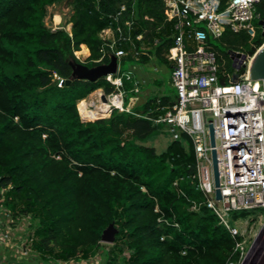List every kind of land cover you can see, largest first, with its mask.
<instances>
[{
	"label": "trees",
	"instance_id": "obj_1",
	"mask_svg": "<svg viewBox=\"0 0 264 264\" xmlns=\"http://www.w3.org/2000/svg\"><path fill=\"white\" fill-rule=\"evenodd\" d=\"M61 2L72 9L69 32L51 30L43 21L47 6ZM121 5L125 11L116 23L111 16ZM255 11L264 20V0ZM117 24L131 38L116 44L127 52L123 58L142 65L150 55L167 61L174 30L163 0H0L2 206L12 217L30 218L31 247L45 262L89 258L109 225L115 234L103 251L104 264L237 262L235 239L202 203L190 138L180 133L161 152L144 144L156 136L160 123L150 117L168 97L147 99L130 112L83 116L80 103L88 94L115 89L104 77L71 78L72 65L107 63V53L96 61L107 49L99 34ZM252 38L253 53L264 41L261 35L226 28L218 39L235 49ZM211 40L219 59L222 51ZM85 46L89 55L80 61L74 53L86 55ZM54 73L70 81L59 87ZM193 202L197 209H191ZM249 211L232 212L231 222Z\"/></svg>",
	"mask_w": 264,
	"mask_h": 264
},
{
	"label": "built area",
	"instance_id": "obj_2",
	"mask_svg": "<svg viewBox=\"0 0 264 264\" xmlns=\"http://www.w3.org/2000/svg\"><path fill=\"white\" fill-rule=\"evenodd\" d=\"M259 1L226 0L222 4L221 0H163L166 19L173 22L174 30L173 43L164 56L171 63L170 84L175 89V99L156 107L157 114L150 118L156 124L168 125L172 139L178 138L180 133L190 138L195 156L193 178L203 195L202 203L235 239L234 252L238 253V261L229 264H246L255 255L259 239H264V89L261 80L253 79L250 73L254 55L264 41L253 53L240 48L228 49L233 71L224 73L209 40L220 38L226 28L233 32L245 30L255 36L252 20L258 17L255 5ZM124 11L125 5H121L112 19L118 23ZM130 24V20L124 22L126 30ZM259 25L264 38V24ZM49 28L65 30L63 26ZM99 35L107 49L102 50V56L96 61L100 62L106 53L117 60L116 71L104 76L115 89L105 95L106 112L112 109L130 112L132 107L128 108V102L124 104V83L132 82L130 92H138V81L133 78V71L120 69L127 52L116 48V44L131 38L128 33L124 34L119 24L104 28ZM140 38L141 35H137V39ZM53 76L57 86H62L65 79L56 73ZM229 77L231 82L226 83ZM102 93L101 90L96 103L103 102ZM135 98L130 96L128 101ZM113 99L118 103L114 104ZM212 150L217 159L219 199L215 197ZM4 191L0 188L1 203ZM197 208L198 203L193 202L191 209ZM238 210L258 213L259 227L251 235L245 236L246 232L236 226V220L231 222L230 214ZM0 236L2 239L9 237L7 232ZM31 241V236L27 235L22 244L31 245ZM21 251L27 254L29 250Z\"/></svg>",
	"mask_w": 264,
	"mask_h": 264
},
{
	"label": "rangeland",
	"instance_id": "obj_3",
	"mask_svg": "<svg viewBox=\"0 0 264 264\" xmlns=\"http://www.w3.org/2000/svg\"><path fill=\"white\" fill-rule=\"evenodd\" d=\"M71 13H72L71 7L65 5L63 2L49 5L47 6L46 15L43 19L44 24L51 28H56L57 26H63L65 30L70 31L71 24L68 22V19ZM258 22L259 20L257 19V17H255L252 20V25L253 28L255 29L256 36L261 35V30H260L261 26L259 25ZM108 36L110 35L108 34ZM219 40L220 39H212L211 42L222 51L220 53L221 57L218 59L220 69L224 71V73L225 72L232 73L233 69L231 67V58L230 56L227 55V50L229 48L225 44L221 43ZM253 41L254 38L248 40L244 46L240 47V49L247 52L251 48ZM141 49L146 50V47L141 46ZM235 49H238V47ZM80 50L81 49H79L78 51ZM76 53L77 52L75 51L74 54L78 56L80 61H84V59L87 57V56L86 57L83 56V54H76ZM154 67L157 70H155ZM120 69L123 71L126 70L133 71V76H134L133 78L138 81V92H130V88L133 87V84L132 82L125 81L124 90L126 91V94L124 96V104L126 103V99L128 96H132V95L136 96V98L134 99L133 103L130 106L129 104H127L129 109H131V107L133 108L134 106L138 107L142 105L147 99L159 98L161 96H166L169 98V100L175 99V89L170 84L171 63L168 60L166 62H163L155 58L153 55H150L149 62L146 63L145 65H142L140 62L137 61L135 57H133L130 60L123 58L122 62H120ZM139 73H142L144 76L141 77ZM71 78L74 77L71 76ZM230 82L231 80L229 77L226 83H230ZM95 92L96 91H93L90 94H88L80 103L82 114L86 118L91 116H97L103 113H107V115H105L104 117L109 115V112H106L108 106L106 108H97L95 106L93 108H90V106H92L91 95ZM96 102H98V99L96 100ZM112 102L114 104L118 103L116 99H113ZM129 102L130 99L128 103ZM85 121H92V120H85ZM176 130L179 131L178 129ZM171 139L172 137L168 129V125L160 123L157 126L156 136L152 140L147 141L144 144L148 146H153L157 152H161L162 150L165 149V147L167 146L168 142ZM0 204H1L0 208L4 209L1 202ZM249 212L250 213L246 218L244 219L239 218L236 220L235 223L236 226H238L242 232L244 231L246 232L245 236L251 235L253 232H255L258 229L260 223L259 217L256 216L258 214L256 210H251ZM30 222H31L30 218L28 216H24V219L20 223V226L22 228V231H20V233L22 235L28 234V236H31V229L29 228ZM19 238L20 236L16 237V239ZM101 244H102L101 248L96 249L89 258L84 260H72L67 263L55 262V261L45 262L38 256L36 252L32 250H29L26 256L28 257L29 261L32 264H104L106 261L103 251L109 249L112 243L101 241ZM258 244L259 245L257 246L254 252L255 255L257 254L258 255L257 256L254 255L255 257L251 256V258L247 261L246 264H264V239L260 238ZM20 245L23 247V249L30 247L29 243L27 244L21 243ZM124 254L127 255V252H125ZM10 255L13 256L14 262L17 260L19 262V258H17L18 254H16L13 251V253L11 252ZM4 256L3 258L1 257L0 264H12V263H8L7 260H4ZM6 257L7 256H5V258Z\"/></svg>",
	"mask_w": 264,
	"mask_h": 264
},
{
	"label": "water",
	"instance_id": "obj_4",
	"mask_svg": "<svg viewBox=\"0 0 264 264\" xmlns=\"http://www.w3.org/2000/svg\"><path fill=\"white\" fill-rule=\"evenodd\" d=\"M259 23L264 24V20H261ZM262 35L264 36V33H262ZM230 53L232 52L230 51ZM116 63H117L116 57L114 55H111L107 63H101L92 67L86 66L83 62L73 64L72 76L77 79L94 81L100 77H104L109 73H114L116 71ZM250 73L253 79L261 80L264 89V43L261 45V47L254 55V58L251 63ZM69 81L70 78L66 79L65 83H68ZM101 100L103 102L107 101V98L104 93L101 94ZM81 120L85 121L82 118ZM210 140H211V145L213 146L214 138H213V130L211 126H210ZM212 170H213L214 185L216 187L215 197L219 199L220 198V192L218 188L219 177H218L217 159H216L215 150H212ZM114 234H115V229L113 228L112 225H109L107 228L103 230L101 235V241L112 243L114 240Z\"/></svg>",
	"mask_w": 264,
	"mask_h": 264
},
{
	"label": "crops",
	"instance_id": "obj_5",
	"mask_svg": "<svg viewBox=\"0 0 264 264\" xmlns=\"http://www.w3.org/2000/svg\"><path fill=\"white\" fill-rule=\"evenodd\" d=\"M86 49H87L88 53L86 55L83 54V56H85V57L89 55V50L87 47H86ZM154 69L157 70L155 67H154ZM139 75L141 77L144 76L142 73H139ZM95 91H98V93H100L101 89L99 88V89H96ZM133 101H134V99L130 100V102L128 103L129 106L133 103ZM3 208L4 209L0 208V234L7 232L9 237L7 239H2V237L0 236V260H1V257L3 258V256L5 255L7 257L5 258V256H4V260H7L8 263L32 264L29 261L28 257L26 256V254H23L21 251L23 249V247L20 244L22 243L23 239H25L28 235V234L22 235L20 233V231H22L20 223L24 219V216L12 217L11 214L9 213V211L5 207H3ZM18 236H20V238L16 239V237H18ZM24 249H28V250L33 251L31 245H30V247L24 248ZM12 250L16 254H18L17 258H19V262H18V260L14 262L13 256L10 255L11 252L13 253Z\"/></svg>",
	"mask_w": 264,
	"mask_h": 264
},
{
	"label": "bare ground",
	"instance_id": "obj_6",
	"mask_svg": "<svg viewBox=\"0 0 264 264\" xmlns=\"http://www.w3.org/2000/svg\"><path fill=\"white\" fill-rule=\"evenodd\" d=\"M98 97H99L98 91H96L95 93H93L91 95V104L92 105L95 104L94 106L97 107V108H106L108 106L106 103L101 102V101L99 103H96V100L98 99Z\"/></svg>",
	"mask_w": 264,
	"mask_h": 264
}]
</instances>
